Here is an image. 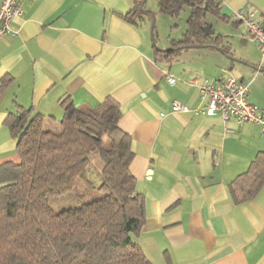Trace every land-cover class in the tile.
<instances>
[{"label": "crops", "instance_id": "crops-1", "mask_svg": "<svg viewBox=\"0 0 264 264\" xmlns=\"http://www.w3.org/2000/svg\"><path fill=\"white\" fill-rule=\"evenodd\" d=\"M219 2L224 19L214 17L218 30L208 24L230 54L221 46L186 48L169 62L156 46L170 50L187 22L173 26L176 19L159 5L132 14L135 0H21L23 14L11 25L17 34L0 40V166L20 162L5 124L10 114L32 109L45 116V128L57 129L63 100L96 107L113 98L132 140L137 192L146 199L137 238L146 257L153 264H264V187L243 204L230 190L264 154V133L253 123L232 120L225 127L219 115L192 112L208 100L193 78L229 76L251 84L248 99L264 112V61L231 19L232 10L263 9L264 0ZM155 16L168 25L155 27L156 46ZM175 101L191 112H173Z\"/></svg>", "mask_w": 264, "mask_h": 264}, {"label": "trees", "instance_id": "trees-1", "mask_svg": "<svg viewBox=\"0 0 264 264\" xmlns=\"http://www.w3.org/2000/svg\"><path fill=\"white\" fill-rule=\"evenodd\" d=\"M144 0H135L138 14ZM160 12L177 19L190 13L179 42L157 56L171 60L180 50L199 46L230 54L223 37L206 35L207 18L221 15L219 0H158ZM57 129L44 127L45 116L32 109L10 114L5 122L18 141L19 163L0 166V264H153L137 238L146 223V199L131 172V137L121 127V106L107 98L96 107L61 102ZM103 162L98 190L104 196L76 209L55 213L50 199L87 180L89 163ZM88 181V180H87ZM264 187V154L230 186L237 204L254 199Z\"/></svg>", "mask_w": 264, "mask_h": 264}, {"label": "built area", "instance_id": "built-area-1", "mask_svg": "<svg viewBox=\"0 0 264 264\" xmlns=\"http://www.w3.org/2000/svg\"><path fill=\"white\" fill-rule=\"evenodd\" d=\"M23 14L21 0H0V40L8 35L17 34L11 25L15 18ZM231 19L243 27V32L254 41L264 61V8L258 9L252 5L245 8L232 10ZM170 84L176 80L170 78ZM200 89L201 98H208L203 107L193 110L194 115L214 116L219 115L225 127L232 120L240 124L253 123L261 127L264 133V112L249 101L251 84L226 77L221 81H200L195 77L190 82ZM175 113L188 114L191 110L175 101L172 105Z\"/></svg>", "mask_w": 264, "mask_h": 264}, {"label": "rangeland", "instance_id": "rangeland-1", "mask_svg": "<svg viewBox=\"0 0 264 264\" xmlns=\"http://www.w3.org/2000/svg\"><path fill=\"white\" fill-rule=\"evenodd\" d=\"M145 11L151 10V8H154L156 5L158 6V0H147V3L145 4ZM153 12V11H152ZM185 15L189 16V8H185L181 15L174 21L173 26L181 24H186ZM164 17V16H163ZM167 19V18H166ZM208 22L215 23V27L218 30L217 23L218 20L212 16H209L207 18ZM153 25V21H152ZM163 25L164 21L161 23V20H157V16H155V27L159 31H163ZM243 28V27H242ZM181 28L175 27L176 31H179ZM179 33V32H178ZM157 35V31H156ZM246 37L250 38L248 35H245ZM168 49V48H167ZM167 49H161V50H167ZM262 57V56H261ZM104 167L103 160L97 156L95 157L88 165L87 168V180L80 179L77 182L76 187L73 191L62 195V196H55L50 199V206L54 210L55 213H60L65 210L69 209H76L81 206H83L86 203H90L96 200L101 199L104 196V193L100 190H98V187L101 185L102 182V169Z\"/></svg>", "mask_w": 264, "mask_h": 264}, {"label": "water", "instance_id": "water-1", "mask_svg": "<svg viewBox=\"0 0 264 264\" xmlns=\"http://www.w3.org/2000/svg\"><path fill=\"white\" fill-rule=\"evenodd\" d=\"M146 2H147V0H144L143 4L141 6V10L140 11H141L142 14H146V11L144 10V6H145ZM154 29H155V21H154V23L152 25L151 35H152L153 43L156 46ZM205 31H206V35H208L209 32H210V28L208 27V22H206ZM196 48H204V46H199V47H196ZM156 50L159 51V52H166L167 51V50H161V49L157 48V46H156ZM228 58L230 60L234 61V62L241 63L240 61L234 59L233 57H228ZM260 72L264 73V70H262Z\"/></svg>", "mask_w": 264, "mask_h": 264}]
</instances>
